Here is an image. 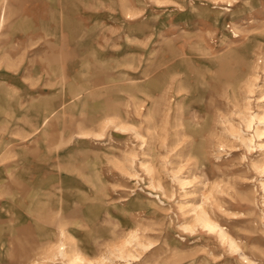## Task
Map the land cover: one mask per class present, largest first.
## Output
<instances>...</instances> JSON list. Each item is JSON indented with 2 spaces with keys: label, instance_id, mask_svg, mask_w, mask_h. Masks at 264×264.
<instances>
[{
  "label": "rangeland",
  "instance_id": "1",
  "mask_svg": "<svg viewBox=\"0 0 264 264\" xmlns=\"http://www.w3.org/2000/svg\"><path fill=\"white\" fill-rule=\"evenodd\" d=\"M0 264H264V0H0Z\"/></svg>",
  "mask_w": 264,
  "mask_h": 264
},
{
  "label": "bare ground",
  "instance_id": "2",
  "mask_svg": "<svg viewBox=\"0 0 264 264\" xmlns=\"http://www.w3.org/2000/svg\"><path fill=\"white\" fill-rule=\"evenodd\" d=\"M204 224H205V223H204ZM206 225L209 226V228H210V225H211V224L209 225V224L207 223ZM206 225H205V226H206ZM211 228H212V227H211Z\"/></svg>",
  "mask_w": 264,
  "mask_h": 264
}]
</instances>
